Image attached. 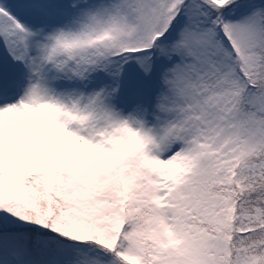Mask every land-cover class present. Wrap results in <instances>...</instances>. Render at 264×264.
I'll use <instances>...</instances> for the list:
<instances>
[{"label": "snow or ice", "instance_id": "obj_1", "mask_svg": "<svg viewBox=\"0 0 264 264\" xmlns=\"http://www.w3.org/2000/svg\"><path fill=\"white\" fill-rule=\"evenodd\" d=\"M0 264H264V0H0Z\"/></svg>", "mask_w": 264, "mask_h": 264}]
</instances>
